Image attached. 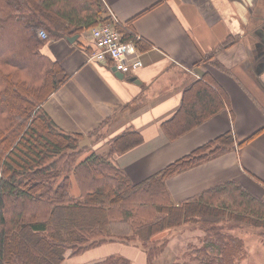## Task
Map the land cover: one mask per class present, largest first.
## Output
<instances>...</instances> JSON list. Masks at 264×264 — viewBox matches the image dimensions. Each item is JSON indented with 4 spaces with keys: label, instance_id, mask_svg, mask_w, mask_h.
Wrapping results in <instances>:
<instances>
[{
    "label": "trees",
    "instance_id": "1",
    "mask_svg": "<svg viewBox=\"0 0 264 264\" xmlns=\"http://www.w3.org/2000/svg\"><path fill=\"white\" fill-rule=\"evenodd\" d=\"M132 21L125 23L131 31ZM110 23L123 40L134 38L114 23L103 0H0V264H63L69 252L74 257L109 242L138 246L154 264L166 244L160 235L188 224L202 225L204 236L187 253L188 261L173 264H240L247 251L231 226L247 224L264 236V200L229 181L176 204L167 187L172 176L232 151V133L134 184L112 158L143 143L138 131H123L108 142L106 154L91 152L78 162L87 149L80 147L84 136L62 131L42 108L69 78L43 53L44 45ZM135 42L143 49L142 41ZM183 97L161 124L170 141L217 114L227 100L199 80ZM92 264L130 262L109 257Z\"/></svg>",
    "mask_w": 264,
    "mask_h": 264
},
{
    "label": "crops",
    "instance_id": "2",
    "mask_svg": "<svg viewBox=\"0 0 264 264\" xmlns=\"http://www.w3.org/2000/svg\"><path fill=\"white\" fill-rule=\"evenodd\" d=\"M103 2L112 18L124 23L147 11L131 25L145 44L139 49L144 66L120 79L103 64L90 62V30L73 43L67 38L50 41L42 48L43 53L58 62L69 78L43 102L46 113L62 131L86 136L89 146L99 154L109 151L108 142L114 136L127 130L138 131L143 143L112 158L134 184L232 133V151L169 178V193L180 204L213 187L236 181L264 200V131L249 144L239 146L264 128V88L248 68L258 43L254 34L261 31V26L249 34L245 30L246 21L260 20L255 14L257 6L247 5L246 0ZM132 77L140 83L131 81ZM197 80L205 81L214 92L225 93V107L170 141L161 124L180 107L184 89ZM96 136L105 142L93 144ZM241 238L245 245L250 241L248 234ZM70 254L63 264H92L109 257H122L130 264H148L140 247L121 242L105 243L74 257Z\"/></svg>",
    "mask_w": 264,
    "mask_h": 264
},
{
    "label": "rangeland",
    "instance_id": "3",
    "mask_svg": "<svg viewBox=\"0 0 264 264\" xmlns=\"http://www.w3.org/2000/svg\"><path fill=\"white\" fill-rule=\"evenodd\" d=\"M246 1H247L246 4L249 6H252V7L257 6L256 11H255L256 16L259 19L261 18L264 19V0H250V3H249V0H246ZM256 16H254V18ZM263 23H264L263 20L256 21V18L254 20L252 19L249 22L246 21L245 23L246 34H249L253 30H256V27L263 25ZM91 39L93 40L92 34H91ZM231 42L232 40L229 39L228 43H231ZM91 49H92L91 50L92 52L95 50L93 46H91ZM89 60L90 62L100 64L99 62L92 59V54H90ZM104 66L109 68V66L106 64H104ZM249 74L253 75L251 71H249ZM209 88L213 90L210 86ZM95 139L96 140L93 141V144L99 143V142H102V143L105 142V140L102 137L97 138L96 136ZM83 141L84 139L80 142V144ZM108 146L110 147L109 144ZM85 147L87 149L81 156H79L78 162L81 160H84L85 157H88V155L91 152L98 153V151H94L91 148V146H89V144H86ZM72 194L77 195V196L79 194V188L75 181L72 187ZM226 224H224V226L229 228L230 225L227 226ZM231 227H233V229H231L230 231H232L235 235L242 237L244 236V234H248V236L250 237V241H248V243L245 245L247 256L245 259L240 261V264H264V236L260 235L261 232L263 233V230H260L258 228H253L247 224H238L235 227L234 226H231ZM225 230L230 232L229 229H225ZM203 236H204V230H203V226L200 224H191V225L188 224L186 226H182L179 228L167 230L163 234V236H161L160 239L158 240L160 242L162 241L166 243L164 245L163 252L160 254V256H158L157 258L153 260V263L154 264H173L176 261H180V262L188 261V259L186 258L187 253L190 252L192 247L194 248V246H199L201 244V239Z\"/></svg>",
    "mask_w": 264,
    "mask_h": 264
},
{
    "label": "built area",
    "instance_id": "4",
    "mask_svg": "<svg viewBox=\"0 0 264 264\" xmlns=\"http://www.w3.org/2000/svg\"><path fill=\"white\" fill-rule=\"evenodd\" d=\"M114 21L129 32H133L127 24L115 18ZM91 34L95 49L92 52V59L95 61L106 64L111 69L115 68L124 75H133L143 67L140 51L135 42L141 39L138 34L133 32L135 34L133 39L123 40L122 33L111 23L92 28ZM39 36L43 39L47 38L44 30L39 31Z\"/></svg>",
    "mask_w": 264,
    "mask_h": 264
},
{
    "label": "flooded vegetation",
    "instance_id": "5",
    "mask_svg": "<svg viewBox=\"0 0 264 264\" xmlns=\"http://www.w3.org/2000/svg\"><path fill=\"white\" fill-rule=\"evenodd\" d=\"M260 20L264 21L263 18ZM260 29L261 31L254 34L258 37V43L256 44L254 58L248 64V68L252 69L251 72L256 74L257 78L255 80L258 82L257 84L264 88V23Z\"/></svg>",
    "mask_w": 264,
    "mask_h": 264
},
{
    "label": "water",
    "instance_id": "6",
    "mask_svg": "<svg viewBox=\"0 0 264 264\" xmlns=\"http://www.w3.org/2000/svg\"><path fill=\"white\" fill-rule=\"evenodd\" d=\"M78 37H79V35H75L73 37L67 38V40L69 42L73 43V42H75L78 39ZM113 71L115 72L116 76L119 77L120 79H123L124 78V76H123L122 73L117 72L115 69H113ZM130 80L131 81H134V82H137V83H140L139 80L136 77H132V78H130ZM86 144H89V141H88V138L87 137L84 138V141L80 144V147H84Z\"/></svg>",
    "mask_w": 264,
    "mask_h": 264
}]
</instances>
